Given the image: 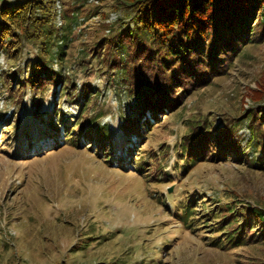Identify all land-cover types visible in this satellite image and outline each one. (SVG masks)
I'll list each match as a JSON object with an SVG mask.
<instances>
[{
  "label": "rangeland",
  "instance_id": "obj_1",
  "mask_svg": "<svg viewBox=\"0 0 264 264\" xmlns=\"http://www.w3.org/2000/svg\"><path fill=\"white\" fill-rule=\"evenodd\" d=\"M150 1L0 0L35 5L59 31L73 21L61 59L43 53L66 94L54 76L35 79L42 45L0 37V264H264V157L248 146L247 121L264 110L261 14L210 83L143 116L116 83L115 43L141 27ZM137 117L139 134L127 135L125 120ZM203 120L215 137L231 125L236 150L184 170L181 148ZM186 205L200 215L191 226L181 223Z\"/></svg>",
  "mask_w": 264,
  "mask_h": 264
},
{
  "label": "trees",
  "instance_id": "obj_2",
  "mask_svg": "<svg viewBox=\"0 0 264 264\" xmlns=\"http://www.w3.org/2000/svg\"><path fill=\"white\" fill-rule=\"evenodd\" d=\"M24 4L0 8V37L6 32L12 35L17 33L16 38H20L21 42L42 45V56L37 63L42 71L35 79L54 76L55 84L64 83L60 89L66 94L68 84L64 81L65 76L51 68L43 53L51 55L49 52L53 48L55 53L52 55L61 59L71 38L73 21L67 20L62 30H56L51 20H44L43 14L36 16L35 11L39 9L35 5ZM150 7L143 9L139 15L141 27L136 26L134 33L130 29L122 31L115 43L120 63V82L116 83L126 90L128 98H134L133 106L135 110L136 107L142 109V115L145 108L150 113L163 112L164 108L172 110L187 93L210 83L216 74L227 67V58L235 57L238 50L248 43L253 31L250 21L257 13L261 14L263 24L260 27L264 30V0H151ZM126 32L130 35H126ZM8 33L6 35L10 36ZM127 36L132 39L128 40ZM146 67L151 68V72ZM155 94L163 103L154 101L152 96ZM86 99L84 96L82 103ZM247 118L250 133L248 146L253 151L259 150L264 157V110L258 115L251 113ZM139 120L138 117L125 120L127 126L124 131L127 135L134 131L139 134ZM202 123V126L191 124L181 148L190 162L184 166V170L197 162L224 160L236 150L230 135L231 125L216 131L215 137L210 126H206L207 121L203 120ZM95 133L99 134L97 138L100 142V131ZM209 146L211 150H208ZM141 154L138 156L140 168L145 159L149 160L144 156L145 151ZM109 157H103V160L107 162ZM263 167V161L259 160L256 168ZM195 211V207L184 206L181 223L188 222V226H191L200 216H196ZM208 212L211 215V211ZM233 212L235 209L229 214ZM259 216L263 218V214ZM228 242L224 238L219 245L224 247Z\"/></svg>",
  "mask_w": 264,
  "mask_h": 264
}]
</instances>
